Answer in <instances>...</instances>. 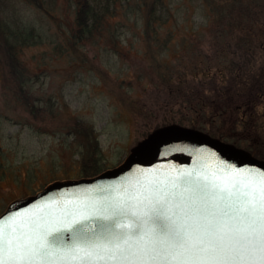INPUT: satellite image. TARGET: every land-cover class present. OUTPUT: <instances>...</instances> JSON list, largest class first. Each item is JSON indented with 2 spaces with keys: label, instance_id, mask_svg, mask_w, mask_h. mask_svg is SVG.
I'll use <instances>...</instances> for the list:
<instances>
[{
  "label": "rangeland",
  "instance_id": "rangeland-1",
  "mask_svg": "<svg viewBox=\"0 0 264 264\" xmlns=\"http://www.w3.org/2000/svg\"><path fill=\"white\" fill-rule=\"evenodd\" d=\"M76 1L1 0L45 40L19 53L34 112L0 65V213L82 178L85 134L104 170L170 124L223 133L264 160V0H162L149 24L150 0H92L108 5L101 29L74 44Z\"/></svg>",
  "mask_w": 264,
  "mask_h": 264
},
{
  "label": "snow or ice",
  "instance_id": "snow-or-ice-1",
  "mask_svg": "<svg viewBox=\"0 0 264 264\" xmlns=\"http://www.w3.org/2000/svg\"><path fill=\"white\" fill-rule=\"evenodd\" d=\"M184 184L179 193L150 190L140 201L148 203L143 214L137 205L115 206L113 217L130 223L118 233L104 229L107 236L89 237L83 247L65 243L63 235L80 243V221L53 229L42 217L19 223L9 217L0 222V264H264V173L243 188ZM149 222L155 229L145 228Z\"/></svg>",
  "mask_w": 264,
  "mask_h": 264
},
{
  "label": "water",
  "instance_id": "water-1",
  "mask_svg": "<svg viewBox=\"0 0 264 264\" xmlns=\"http://www.w3.org/2000/svg\"><path fill=\"white\" fill-rule=\"evenodd\" d=\"M261 173L264 160L245 149L200 130L170 124L153 130L115 167L92 177L53 181L32 195L11 201L0 213V222L10 223L9 217L17 223L42 217L51 221L50 228L64 229L72 221H80L76 225L82 237L80 243L71 238L70 232L63 235L65 243L83 247L89 237L107 236L104 229L118 233L121 223H130L127 217H113L115 206L137 205L135 211L146 213L148 203L140 201L150 190L179 193L186 186L184 181L236 183L243 188L253 186ZM66 211L74 215L65 216ZM141 218L147 219L143 215ZM144 226L156 227L150 222Z\"/></svg>",
  "mask_w": 264,
  "mask_h": 264
},
{
  "label": "trees",
  "instance_id": "trees-1",
  "mask_svg": "<svg viewBox=\"0 0 264 264\" xmlns=\"http://www.w3.org/2000/svg\"><path fill=\"white\" fill-rule=\"evenodd\" d=\"M38 8H42V0H25ZM128 0H126L127 2ZM0 0V65L5 68L6 74L18 85L19 94L22 96L26 106L31 108V112L35 111L34 106L29 103L28 95H25L24 84L28 81L26 78L25 67L19 60V53L24 47L32 45H40L44 42L45 36L42 32L35 29L34 26L27 24L23 20L14 15H7L1 9ZM148 5V6H147ZM162 0H150L149 3H144V6L149 7L146 13V24L153 22L155 19H160L161 16L153 12L158 6H162ZM100 10L97 4L92 0H77L75 6V16L73 28L71 30V39L74 44L88 39L96 32H99L103 20L108 9V5H101ZM224 141L235 142L228 135L216 133ZM88 137L89 153L83 159L81 165V177H92L102 172L105 168L102 165V154L95 136Z\"/></svg>",
  "mask_w": 264,
  "mask_h": 264
}]
</instances>
